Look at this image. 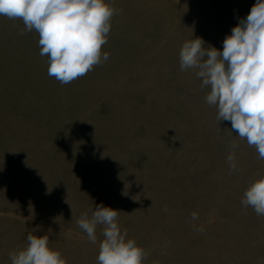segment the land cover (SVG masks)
I'll list each match as a JSON object with an SVG mask.
<instances>
[{"label": "rangeland", "instance_id": "obj_1", "mask_svg": "<svg viewBox=\"0 0 264 264\" xmlns=\"http://www.w3.org/2000/svg\"><path fill=\"white\" fill-rule=\"evenodd\" d=\"M107 2L109 59L67 85L47 74L38 34L0 15V264L29 233L67 264H97L103 226L93 244L77 220L101 204L144 264H264V215L241 204L264 160L179 60L196 37L222 50L256 0Z\"/></svg>", "mask_w": 264, "mask_h": 264}, {"label": "clouds", "instance_id": "obj_2", "mask_svg": "<svg viewBox=\"0 0 264 264\" xmlns=\"http://www.w3.org/2000/svg\"><path fill=\"white\" fill-rule=\"evenodd\" d=\"M115 14L107 0H0V15L23 22L21 34L25 30L38 34L39 54L47 57V74L62 85L86 76L109 59L102 48ZM205 45L199 37L183 43L181 71H194L202 81L200 88L209 90L205 100L215 106L217 122H230L231 132L264 160V0H256L248 15L232 28L222 50ZM231 148L227 160L235 172L238 144L234 142ZM241 204L253 208L257 216L264 215V175L245 189ZM119 212L101 204L90 218L83 213L77 224L93 244L97 227L103 226L97 264H144L148 253L127 238L126 229L121 230ZM191 218L198 219V214L192 212ZM9 256L11 264H67L62 253L49 246L47 235L29 233L26 246Z\"/></svg>", "mask_w": 264, "mask_h": 264}]
</instances>
